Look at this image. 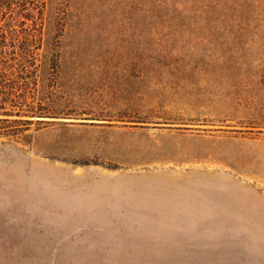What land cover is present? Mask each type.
Segmentation results:
<instances>
[{
  "label": "rangeland",
  "instance_id": "obj_1",
  "mask_svg": "<svg viewBox=\"0 0 264 264\" xmlns=\"http://www.w3.org/2000/svg\"><path fill=\"white\" fill-rule=\"evenodd\" d=\"M43 17L30 121L0 124V264H264V0Z\"/></svg>",
  "mask_w": 264,
  "mask_h": 264
},
{
  "label": "trees",
  "instance_id": "obj_2",
  "mask_svg": "<svg viewBox=\"0 0 264 264\" xmlns=\"http://www.w3.org/2000/svg\"><path fill=\"white\" fill-rule=\"evenodd\" d=\"M45 7L46 0H0V124L26 125L30 121L9 117L13 113H23L24 107H30L22 105L19 95L22 92L20 82L29 73L23 63L29 52V44H26V35L23 33L29 26H34L35 30L36 27L43 29ZM34 60L32 56L31 61ZM1 131L0 134L9 133L4 129Z\"/></svg>",
  "mask_w": 264,
  "mask_h": 264
}]
</instances>
